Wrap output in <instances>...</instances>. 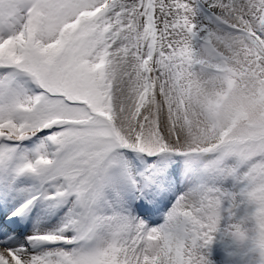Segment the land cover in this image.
I'll use <instances>...</instances> for the list:
<instances>
[{"label":"snow or ice","instance_id":"obj_1","mask_svg":"<svg viewBox=\"0 0 264 264\" xmlns=\"http://www.w3.org/2000/svg\"><path fill=\"white\" fill-rule=\"evenodd\" d=\"M0 191V264H264V0H0Z\"/></svg>","mask_w":264,"mask_h":264},{"label":"rangeland","instance_id":"obj_2","mask_svg":"<svg viewBox=\"0 0 264 264\" xmlns=\"http://www.w3.org/2000/svg\"><path fill=\"white\" fill-rule=\"evenodd\" d=\"M25 143L31 145V141ZM172 167L174 169L177 167L182 169L183 168L182 159L177 158L176 164H174ZM180 190H182V186H180ZM20 202H21L20 200L14 199L12 195L6 196L2 191H0V207L2 206V207H6V209H9L8 214L13 209H16L19 206ZM168 207L169 206H166L164 209L159 208L157 212L159 213L161 212L160 218H162V216L164 217V214L168 210ZM157 212L154 213L155 214L154 216L157 215ZM27 218L29 219L31 230L30 232L29 231L25 232V234L31 233L33 231V227L36 219L35 210L33 211V213L28 214ZM150 220L151 218L148 219V223L150 222ZM236 248H237L236 242L231 238L223 237V236L218 237L217 240L211 246V254L213 261L215 262V264H232V261L236 255ZM253 259H255V256L251 253H247V260L252 261Z\"/></svg>","mask_w":264,"mask_h":264},{"label":"bare ground","instance_id":"obj_3","mask_svg":"<svg viewBox=\"0 0 264 264\" xmlns=\"http://www.w3.org/2000/svg\"><path fill=\"white\" fill-rule=\"evenodd\" d=\"M174 198V197H173ZM18 205V204H17ZM166 206H171L170 203L168 201H165L164 203L161 204L160 208L164 209ZM9 209H6V207H0V221L2 220H6L11 216V213L13 211H15V209H13L12 211L9 212L8 215H5V212L8 213ZM155 214H153L151 216V220L149 222V224H158V223H162L163 222V216L161 217V212H157V215L154 216ZM160 218V219H159ZM12 219L18 220L20 222L19 224V229L21 232L25 233V232H30L31 230V226L29 223V219L25 216H18V217H12Z\"/></svg>","mask_w":264,"mask_h":264}]
</instances>
